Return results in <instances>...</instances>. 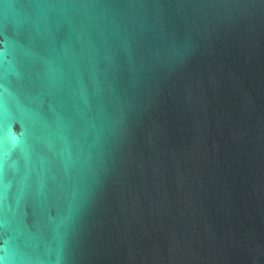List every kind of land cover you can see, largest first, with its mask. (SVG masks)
<instances>
[{
	"label": "water",
	"instance_id": "water-1",
	"mask_svg": "<svg viewBox=\"0 0 264 264\" xmlns=\"http://www.w3.org/2000/svg\"><path fill=\"white\" fill-rule=\"evenodd\" d=\"M0 264H264V0H0Z\"/></svg>",
	"mask_w": 264,
	"mask_h": 264
}]
</instances>
